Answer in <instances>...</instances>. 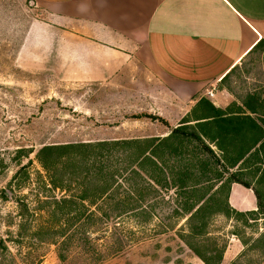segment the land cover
I'll return each mask as SVG.
<instances>
[{
	"label": "rangeland",
	"instance_id": "rangeland-1",
	"mask_svg": "<svg viewBox=\"0 0 264 264\" xmlns=\"http://www.w3.org/2000/svg\"><path fill=\"white\" fill-rule=\"evenodd\" d=\"M41 17L31 0H0V238L17 240L18 202L32 210L46 209L44 195L59 198L77 190L74 183L65 182L70 185L67 191H46L45 172L36 159L42 145L141 139L157 135L162 128L156 120L132 113L150 110L149 93L158 89L134 76V68L121 77L116 75L114 82L70 78L55 59L52 33H34L26 43L29 23ZM219 87L229 98L226 107L231 109L248 91L264 93V39ZM205 156L213 167L220 168ZM22 166L15 179L21 183L17 188L13 177ZM133 179L144 188L137 204L144 206L149 216L111 218L100 228L103 231L94 234L97 239L90 240L94 251L71 245L63 260L55 245L27 235L6 241L7 246L20 264H204L180 238L183 236L206 256L214 252L205 248L240 249L232 260L223 261L222 256L221 264H264V247L250 250L251 239L261 229L256 232V226H246L213 208L206 214L204 232L191 239L187 218L172 212L180 199L176 190L153 189L137 176ZM126 186L118 189L121 195ZM224 194L225 189L215 196L220 205ZM97 204L114 209L134 203L108 200ZM31 220L41 222L37 216Z\"/></svg>",
	"mask_w": 264,
	"mask_h": 264
},
{
	"label": "trees",
	"instance_id": "trees-1",
	"mask_svg": "<svg viewBox=\"0 0 264 264\" xmlns=\"http://www.w3.org/2000/svg\"><path fill=\"white\" fill-rule=\"evenodd\" d=\"M262 41L259 40L251 51ZM238 66L233 67L221 83ZM238 103H232L236 110L221 109L200 96L192 114L184 116L164 137L42 145L36 152V159L45 172L46 191H67L71 183L77 190L59 198L44 195L46 209L32 210L18 202L17 240L12 236L0 238V264H20L6 241H18L27 235L55 245L57 255L66 260L71 245H82L85 251H94L90 240L97 239L94 234L103 231L100 228L111 218L117 219L124 214L148 217L145 207L137 204L142 201L144 188L133 176L146 181L153 189L163 186L176 190L180 199L172 212L187 218L191 239L204 232L206 214L215 208L216 213L233 215L246 226H256V232L261 229L251 239L250 250L264 247V93L248 91ZM140 116L164 122L151 114L134 115ZM205 154L220 168L213 167ZM23 169L24 166L15 173L14 182ZM232 182L253 190L256 210L238 211L229 206L227 194ZM123 184L127 185V190L121 195L118 189ZM15 185L19 188L21 183L16 180ZM223 189L221 206L215 196ZM108 200L134 204L114 209L97 204ZM32 216L40 217L41 222H33ZM180 238L204 264H221L224 249L205 248L214 252L206 256L193 242L183 236Z\"/></svg>",
	"mask_w": 264,
	"mask_h": 264
},
{
	"label": "crops",
	"instance_id": "crops-1",
	"mask_svg": "<svg viewBox=\"0 0 264 264\" xmlns=\"http://www.w3.org/2000/svg\"><path fill=\"white\" fill-rule=\"evenodd\" d=\"M31 1L44 18L29 23L25 41L52 33L67 76L114 82L134 68V76L158 88L149 93L150 110L132 112L164 120L155 119L162 125L155 137L192 114L200 96L226 108L221 79L264 39V0ZM227 202L238 211L257 209L253 190L238 182L230 184ZM239 250L228 248L223 261Z\"/></svg>",
	"mask_w": 264,
	"mask_h": 264
}]
</instances>
